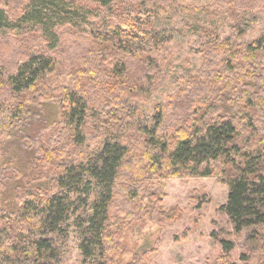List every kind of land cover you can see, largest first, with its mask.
<instances>
[{"label":"trees","instance_id":"obj_1","mask_svg":"<svg viewBox=\"0 0 264 264\" xmlns=\"http://www.w3.org/2000/svg\"><path fill=\"white\" fill-rule=\"evenodd\" d=\"M25 3L15 17L0 6V33L37 31L46 48L0 71V132L38 119L51 102L57 120L45 143L33 139L44 182L9 212L21 220L6 224L0 209V264H117L133 221L159 228L175 221L161 206V181L172 176L216 177L228 188L221 209L234 230L264 228V119L254 116L264 111V31L238 38L264 0L198 8L177 0ZM219 14L228 15L230 34L204 28L203 64L183 90L151 113L123 98L130 89L150 93L169 74L165 22ZM65 27L83 30L82 41L63 45ZM57 77L72 81V90ZM68 242L75 256L67 255ZM221 245L228 256L232 244ZM128 264H147V253Z\"/></svg>","mask_w":264,"mask_h":264},{"label":"rangeland","instance_id":"obj_2","mask_svg":"<svg viewBox=\"0 0 264 264\" xmlns=\"http://www.w3.org/2000/svg\"><path fill=\"white\" fill-rule=\"evenodd\" d=\"M26 1L0 0V6L9 16L15 17ZM177 1L186 7L198 8L216 0ZM254 16L255 20L238 36L239 40L256 39L264 31V7L257 10ZM230 25L228 15L221 14L207 19L174 17L165 22L163 26L168 27L171 33L167 59L171 62L169 74L156 79L150 93L130 89V93H123V98L128 97L129 102L144 113H151L157 103L168 102V97L183 90L188 77L196 75L203 64L204 54L201 49L208 38L204 28L217 30L225 38L230 34ZM62 30L60 37L65 40L62 41L63 45L65 42L77 44L85 36L83 30L75 27H65ZM62 44L59 54H64ZM45 46V40L37 31L19 29L0 33V71H9L18 60L45 49ZM54 82L69 90L74 87L72 81L61 77L54 79ZM134 94L136 97H133ZM181 96L179 95L178 100ZM167 108L169 110L173 107ZM39 114L38 119L31 118L27 125L24 123L0 132V209H3V222L6 224H16L21 220L9 212H17L24 192H36L44 182L38 179L34 165L39 156L36 152L37 141L33 139L37 137L44 143L48 140L49 129L54 128L49 125L57 120L56 104H45ZM254 116L262 121L264 111ZM161 184L164 194L161 206L164 211L172 212L175 221L162 228L145 219L133 221L123 233L117 264H128L141 252L147 253V264L259 263L260 250L264 247V228L257 226L234 230L228 216L221 209L227 202L228 188L225 184L214 176L165 177ZM223 240L232 244L228 256H224L222 251ZM66 251L67 255L70 253L72 256L77 253L70 242L66 244ZM220 257L223 259L217 260Z\"/></svg>","mask_w":264,"mask_h":264}]
</instances>
